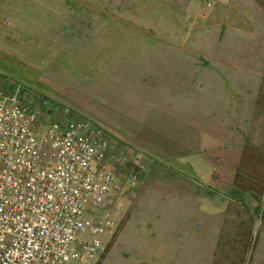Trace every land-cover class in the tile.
<instances>
[{"label": "rangeland", "instance_id": "rangeland-1", "mask_svg": "<svg viewBox=\"0 0 264 264\" xmlns=\"http://www.w3.org/2000/svg\"><path fill=\"white\" fill-rule=\"evenodd\" d=\"M0 81L147 156L96 264H264V0H0Z\"/></svg>", "mask_w": 264, "mask_h": 264}, {"label": "built area", "instance_id": "built-area-1", "mask_svg": "<svg viewBox=\"0 0 264 264\" xmlns=\"http://www.w3.org/2000/svg\"><path fill=\"white\" fill-rule=\"evenodd\" d=\"M146 164L93 120L0 81V264H96Z\"/></svg>", "mask_w": 264, "mask_h": 264}, {"label": "crops", "instance_id": "crops-1", "mask_svg": "<svg viewBox=\"0 0 264 264\" xmlns=\"http://www.w3.org/2000/svg\"><path fill=\"white\" fill-rule=\"evenodd\" d=\"M243 29V28H242ZM233 38V37H232ZM233 41V40H232ZM233 43V42H232ZM240 45H243V41L241 40V42H240ZM226 47V48H225ZM225 53L227 54V53H230L228 50H227V44L225 45ZM53 100H55L56 102H58L56 99H53ZM56 104H68V105H70V106H73L71 103H68L67 101H61V103L60 102H58V103H56ZM197 174H199V175H203L205 178H206V175H205V173L204 172H202V171H200V172H198ZM202 177V176H201ZM184 185H185V183H184ZM188 187V185H186V188ZM187 190H191V192L192 193H196V195L198 194V195H202V194H200V193H208V192H206V191H195L192 187H189V188H187ZM188 195H189V193H187ZM198 195H197V197H198ZM203 195H206V197L208 198L209 196H207V194H203ZM208 195H210V194H208ZM210 207H211V209H216V207L215 206H210V205H205V206H203V208H207V209H210ZM264 209V208H263ZM200 209H196V212L197 211H199ZM193 211H194V209H193ZM183 224V226L182 227H185V230L186 229H188L189 228V226L190 227H193V225L191 224V222H190V224H187V222H183L182 223ZM180 228H181V226H180ZM194 228V227H193ZM189 236H191V233H190V230L188 229V232H187V234H184V237L182 238V239H187L188 240V237ZM181 242H182V240H181ZM193 250H195V249H193ZM198 252H200V246L198 247Z\"/></svg>", "mask_w": 264, "mask_h": 264}, {"label": "trees", "instance_id": "trees-1", "mask_svg": "<svg viewBox=\"0 0 264 264\" xmlns=\"http://www.w3.org/2000/svg\"><path fill=\"white\" fill-rule=\"evenodd\" d=\"M249 196V202L251 205V208L255 211V212H259L260 209V203H258V199L259 197L254 195V193L248 195ZM261 213V219L264 218V209L260 211Z\"/></svg>", "mask_w": 264, "mask_h": 264}]
</instances>
